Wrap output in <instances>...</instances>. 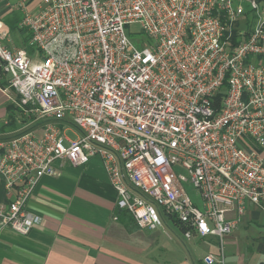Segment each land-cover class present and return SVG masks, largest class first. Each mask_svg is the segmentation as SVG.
<instances>
[{"label":"built area","instance_id":"1","mask_svg":"<svg viewBox=\"0 0 264 264\" xmlns=\"http://www.w3.org/2000/svg\"><path fill=\"white\" fill-rule=\"evenodd\" d=\"M20 6L32 51L11 44L0 18V79L42 133L0 142L11 197L0 231L29 235L42 220L27 208L41 178L59 176L58 163L83 167L98 156L117 207L139 229L176 221L187 240L215 238L220 258L204 262L222 264L225 236L249 205L264 202V4L43 0L34 13ZM132 24L144 33L139 42L128 34Z\"/></svg>","mask_w":264,"mask_h":264},{"label":"crops","instance_id":"2","mask_svg":"<svg viewBox=\"0 0 264 264\" xmlns=\"http://www.w3.org/2000/svg\"><path fill=\"white\" fill-rule=\"evenodd\" d=\"M4 1L2 19L13 12ZM27 108L7 78L0 79V142L27 130L42 133ZM57 168L60 175L41 178L28 202V210L42 218L33 231L26 236L9 228L0 231V264H205L207 255L220 258L222 245L213 237L187 240L178 231L190 244L185 250L166 242L175 238L168 231L142 230L120 220L118 195L101 157L83 167L58 163ZM10 199L0 177V208ZM223 245L222 264H264V202L249 205Z\"/></svg>","mask_w":264,"mask_h":264},{"label":"rangeland","instance_id":"3","mask_svg":"<svg viewBox=\"0 0 264 264\" xmlns=\"http://www.w3.org/2000/svg\"><path fill=\"white\" fill-rule=\"evenodd\" d=\"M43 0H5L4 2L9 3L11 6V9L8 10H13L15 11V14L18 16L19 18V26H20V32H15L12 36L11 39L13 38V40H11V44L16 47V48H23L25 47V42L27 40V34L23 31L24 29L21 26L22 23V19L24 17V13L21 10V4H23L25 6V12L26 13H31V11L29 10H33L32 12H36L38 10V6L39 4L42 2ZM31 5V7L28 9V7ZM244 5L246 7L249 6V1H245ZM12 12V11H10ZM1 18V17H0ZM2 19V18H1ZM5 23V22H4ZM22 29V30H21ZM129 36L134 40V41H138L140 40V38L144 37V33L142 31V28L140 26V24H132L130 27H128L127 29ZM24 49V48H23ZM32 119H35L34 116L32 115ZM31 120L28 119L27 123L30 124ZM35 122H32V125H34ZM77 132L75 129H72L71 131H69L67 133L68 138L70 139H76L77 136ZM187 190L190 194V196L192 197V199L194 200V202H197L196 204L201 207L200 204V195L194 190V188L192 186H188ZM159 231H161L162 233H165L164 231H168V233L172 236H174V240L170 241L168 239H166V242L170 245H178L180 247H182L183 249H187V247H190L189 242H182L181 239L179 238L180 235L178 233V229L174 226L173 223H169L168 227H166L165 229H160ZM164 235V234H163ZM189 244V245H188Z\"/></svg>","mask_w":264,"mask_h":264},{"label":"trees","instance_id":"4","mask_svg":"<svg viewBox=\"0 0 264 264\" xmlns=\"http://www.w3.org/2000/svg\"><path fill=\"white\" fill-rule=\"evenodd\" d=\"M257 1L259 3L264 4V0H257ZM10 14L11 15H7L3 20L6 24V26L8 27L11 35H13L15 32H20V26L18 25L19 24V18L15 14L14 11L11 12ZM251 20H253L252 17H251ZM253 22H254V20H253ZM23 31L27 34V40H26L25 45H24L25 47H23V48L26 49L28 52H31L32 49L28 45L30 35L25 29ZM12 40H13V38H12ZM262 59H264V58H262ZM260 61L261 60H258V62H260ZM20 102H21V100H20ZM252 148L257 150L258 152L261 151V149H259L258 147H255L254 145L252 146ZM118 216H119V219L122 220L123 222H126V221L129 222L130 226H137L133 217L127 211L120 210ZM171 223H173L174 226L178 229V231L183 234V229L181 228V226L178 222L172 220Z\"/></svg>","mask_w":264,"mask_h":264},{"label":"water","instance_id":"5","mask_svg":"<svg viewBox=\"0 0 264 264\" xmlns=\"http://www.w3.org/2000/svg\"><path fill=\"white\" fill-rule=\"evenodd\" d=\"M250 1H253V0H250Z\"/></svg>","mask_w":264,"mask_h":264}]
</instances>
